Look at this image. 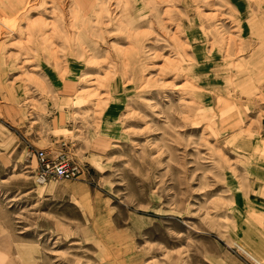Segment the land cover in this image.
<instances>
[{
  "label": "rangeland",
  "instance_id": "obj_1",
  "mask_svg": "<svg viewBox=\"0 0 264 264\" xmlns=\"http://www.w3.org/2000/svg\"><path fill=\"white\" fill-rule=\"evenodd\" d=\"M0 264H264V0H0Z\"/></svg>",
  "mask_w": 264,
  "mask_h": 264
},
{
  "label": "built area",
  "instance_id": "obj_2",
  "mask_svg": "<svg viewBox=\"0 0 264 264\" xmlns=\"http://www.w3.org/2000/svg\"><path fill=\"white\" fill-rule=\"evenodd\" d=\"M47 152H37L40 166L36 173V181L45 184L48 181L55 180L61 182H73L84 176L82 165L72 162L66 155L64 148L55 155Z\"/></svg>",
  "mask_w": 264,
  "mask_h": 264
}]
</instances>
